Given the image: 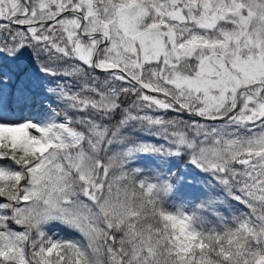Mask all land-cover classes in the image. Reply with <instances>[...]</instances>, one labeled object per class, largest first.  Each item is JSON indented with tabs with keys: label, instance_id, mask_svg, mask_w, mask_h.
Returning a JSON list of instances; mask_svg holds the SVG:
<instances>
[{
	"label": "snow or ice",
	"instance_id": "snow-or-ice-1",
	"mask_svg": "<svg viewBox=\"0 0 264 264\" xmlns=\"http://www.w3.org/2000/svg\"><path fill=\"white\" fill-rule=\"evenodd\" d=\"M0 264H264V0H0Z\"/></svg>",
	"mask_w": 264,
	"mask_h": 264
}]
</instances>
